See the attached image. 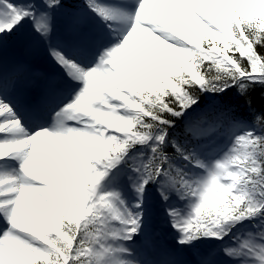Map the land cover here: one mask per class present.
<instances>
[{"label":"snow or ice","instance_id":"obj_1","mask_svg":"<svg viewBox=\"0 0 264 264\" xmlns=\"http://www.w3.org/2000/svg\"><path fill=\"white\" fill-rule=\"evenodd\" d=\"M0 264H264V0H0Z\"/></svg>","mask_w":264,"mask_h":264},{"label":"trees","instance_id":"obj_2","mask_svg":"<svg viewBox=\"0 0 264 264\" xmlns=\"http://www.w3.org/2000/svg\"><path fill=\"white\" fill-rule=\"evenodd\" d=\"M256 98H257V100H259V93L256 94Z\"/></svg>","mask_w":264,"mask_h":264}]
</instances>
